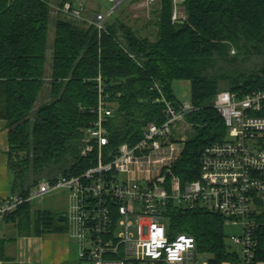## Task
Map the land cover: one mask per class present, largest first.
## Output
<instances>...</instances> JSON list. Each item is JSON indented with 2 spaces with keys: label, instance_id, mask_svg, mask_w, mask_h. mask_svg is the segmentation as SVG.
I'll use <instances>...</instances> for the list:
<instances>
[{
  "label": "trees",
  "instance_id": "trees-1",
  "mask_svg": "<svg viewBox=\"0 0 264 264\" xmlns=\"http://www.w3.org/2000/svg\"><path fill=\"white\" fill-rule=\"evenodd\" d=\"M67 1L75 5L74 0H0V119L8 129L12 194L28 197L44 179L78 175L95 164L81 154V146L97 118L99 76L113 108L105 125L107 148L138 142L149 122L165 120L156 83L178 106L173 85L190 82L194 110L185 121L193 134L173 170L182 182L198 179L202 151L227 136L214 107L217 94L264 87V0H184L186 19L179 23L172 21L173 0H162L147 22L154 29L149 35L118 16L99 31L55 8ZM167 215L172 234L194 236L198 249L213 255L211 264L239 262L220 214L171 204ZM57 216L27 202L7 218L17 220L26 234L67 231ZM257 220L255 262L261 264L264 213ZM0 258L13 264L4 241Z\"/></svg>",
  "mask_w": 264,
  "mask_h": 264
},
{
  "label": "built area",
  "instance_id": "built-area-1",
  "mask_svg": "<svg viewBox=\"0 0 264 264\" xmlns=\"http://www.w3.org/2000/svg\"><path fill=\"white\" fill-rule=\"evenodd\" d=\"M107 14L87 16L83 3L56 6L69 18L105 29L108 16L126 0H107ZM162 0H142L152 16ZM186 19L184 0H173V23ZM97 118L86 130L83 156L95 164L78 175L44 179L28 197L12 194L0 198V219L22 204L43 198L56 190L69 193L70 207L64 211L69 234L79 247L81 264H201L194 236L172 234L168 227L171 204L204 208L220 214L224 225L237 226L241 234L228 238L237 247L239 262L256 264L258 215L264 209V87L247 93L225 90L217 94L214 107L221 114L227 136L205 147L198 179L182 182L173 170L182 156L187 137H177L191 101L176 106L164 97L165 120L149 122L138 142L107 148L106 123L113 113L98 77ZM203 264H211L206 261ZM232 264V263H231Z\"/></svg>",
  "mask_w": 264,
  "mask_h": 264
},
{
  "label": "crops",
  "instance_id": "crops-1",
  "mask_svg": "<svg viewBox=\"0 0 264 264\" xmlns=\"http://www.w3.org/2000/svg\"><path fill=\"white\" fill-rule=\"evenodd\" d=\"M83 4L85 6V3ZM85 8L86 11L92 13L98 11L89 6ZM8 150L7 123L4 119H0V198L12 195ZM17 224V220L0 219V242L5 243V254L10 260L8 262L13 264H67L72 261V247L69 244L72 238L68 228L64 232L26 234L22 233V229H19ZM0 264H4L1 258Z\"/></svg>",
  "mask_w": 264,
  "mask_h": 264
},
{
  "label": "rangeland",
  "instance_id": "rangeland-1",
  "mask_svg": "<svg viewBox=\"0 0 264 264\" xmlns=\"http://www.w3.org/2000/svg\"><path fill=\"white\" fill-rule=\"evenodd\" d=\"M75 2L83 1L85 6H89L93 10H98L104 14H107L109 10L112 9L111 4L107 0H74ZM89 12V11H88ZM87 13V12H86ZM92 13V12H90ZM87 16H91L87 13ZM118 16L120 19L124 20L129 25L140 30L143 35H149L153 32V28L147 27V22L153 15L148 16L146 8L142 4V0H126L123 5L116 11H114L110 16H108L107 21ZM53 31L50 33L49 42H53ZM174 93L176 97L181 101H190L191 100V85L188 81H177L173 85ZM47 97L44 95L42 100L45 101ZM182 127L178 130L177 137L185 136L189 137L193 134L192 126L186 121L182 122ZM33 208L38 210H44L52 213L53 216H57L59 213L67 211L70 207L69 193L66 190H56L46 194L41 199H36L32 202ZM168 227L170 228V220H168ZM48 233V232H45ZM44 233V234H45ZM225 234L228 246L230 249L236 250L237 247L233 245L229 236L231 234H241V229L237 226L225 225ZM70 246L72 247L71 260L69 264H81L79 260L78 253L79 247L77 242L72 239L70 241ZM214 257L212 254L207 252L198 253L197 259L203 264L206 261L212 260ZM67 263V264H68ZM223 264H229L227 262Z\"/></svg>",
  "mask_w": 264,
  "mask_h": 264
},
{
  "label": "water",
  "instance_id": "water-1",
  "mask_svg": "<svg viewBox=\"0 0 264 264\" xmlns=\"http://www.w3.org/2000/svg\"><path fill=\"white\" fill-rule=\"evenodd\" d=\"M57 220L59 221V222H66V220H67V215L65 214V213H60V214H58V216H57Z\"/></svg>",
  "mask_w": 264,
  "mask_h": 264
}]
</instances>
